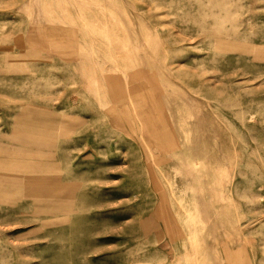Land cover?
I'll use <instances>...</instances> for the list:
<instances>
[{"label":"rangeland","instance_id":"rangeland-1","mask_svg":"<svg viewBox=\"0 0 264 264\" xmlns=\"http://www.w3.org/2000/svg\"><path fill=\"white\" fill-rule=\"evenodd\" d=\"M0 264H264V0H0Z\"/></svg>","mask_w":264,"mask_h":264}]
</instances>
